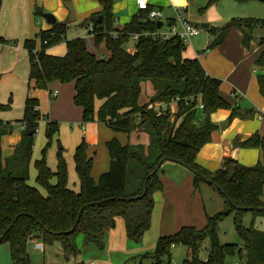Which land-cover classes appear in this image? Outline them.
Segmentation results:
<instances>
[{"label": "trees", "instance_id": "trees-1", "mask_svg": "<svg viewBox=\"0 0 264 264\" xmlns=\"http://www.w3.org/2000/svg\"><path fill=\"white\" fill-rule=\"evenodd\" d=\"M97 1L103 6L104 23L101 27L98 23L94 26L95 44L98 46L105 40L109 58L98 59L88 51L82 38L67 41L68 27L56 23L50 31L40 33L41 46L36 55V42L25 43L30 57L29 82L33 85H29V90L47 91L54 83L73 84L74 104L82 109L84 124L97 121L125 135L142 129L149 136L150 145L146 151L142 145H122L117 139L107 142L110 166L96 182L91 176L93 158L87 155L89 145L82 141L74 154L79 194L68 187L67 164L60 148L55 174L44 158L35 163L37 181L47 189V195L42 196L28 185L35 134L42 119L39 101L28 97L20 121L24 130L13 155L4 159L0 145V244L8 245L13 264H31L28 243L32 238L47 245L60 242L64 259L70 261L80 254L76 245L78 236H82L83 245L94 244L104 249L106 232L115 227V220L119 218L125 222L127 238L135 244L141 243L150 229L155 206L153 196L163 191L161 168L157 172L155 169L165 160L191 171L195 191L207 183L231 204L226 200L224 211L207 217L203 230L186 226L160 237L154 252L143 258L153 259L154 264H170L172 249L183 246L190 251V257L182 264H225L236 253L239 264H264V232L245 228L241 220L249 212L253 220H264V210H259L264 209V137L255 134L244 142H235V146L262 151V159L254 167H242L232 160H226L223 168L215 173L200 167L197 156L211 142L216 129L211 115L224 109L231 110V118L242 116L221 98V81L209 77L198 59H187L185 45L177 37L166 41L140 37L135 51L129 53L127 45L132 36L157 32V22L148 19L147 11H141L122 31H117L112 25V0ZM217 1L210 0V4ZM1 5L2 0L0 11ZM205 10L199 13L202 15ZM232 23L242 32V45L246 49L255 29H264V20ZM115 32L121 34L118 40L112 38ZM210 33L213 41L207 50L225 41L228 28L212 29ZM63 41L67 45L65 56L46 54L47 49ZM256 64H264V52ZM148 82L154 94L148 103L140 104L142 84ZM259 85L264 95V76L259 78ZM97 100L103 103L96 112ZM172 105L176 109L173 112ZM200 105H203L204 123L196 127L194 120ZM3 109H9V105L0 106ZM8 128L0 122V139L11 133ZM57 131L56 123H47L48 147ZM52 179H56L55 185L51 184ZM232 214H235L234 225L242 247L223 245L219 241L218 224ZM207 239L208 257L201 261V245Z\"/></svg>", "mask_w": 264, "mask_h": 264}, {"label": "crops", "instance_id": "crops-1", "mask_svg": "<svg viewBox=\"0 0 264 264\" xmlns=\"http://www.w3.org/2000/svg\"><path fill=\"white\" fill-rule=\"evenodd\" d=\"M191 1L192 0H150L149 8L161 12V22H163L162 31H166L170 26H176L181 30L177 21L178 10H181L186 19L200 28L201 24L209 25L208 29L201 28V31L204 30L207 32V38L198 42L197 40L201 33L197 37L192 38L190 42L185 45L186 51L184 56L187 59H198L209 77L221 81V98L242 115L240 117L231 118V110L224 109H220L211 115V121L216 129L212 132L211 142L200 150L196 162L200 167L206 169L210 173L221 170L226 160H232L242 167H254L261 161L263 155L262 151L259 149L241 148L235 146V142H244L255 134L264 137V117H258L261 112H264V95L259 85V78L264 76V64H256L260 53L264 52V41H262L264 29H255L253 40L249 48L246 49L242 45L243 34L235 25L236 23H232L233 21H231L226 26H222L225 20L229 21V17L217 15V19L213 20L211 17L201 16L200 21H194L188 18V10ZM36 9L42 10L43 13L53 15L56 23L68 27L66 35L67 41L76 38H82L85 42L92 41L94 49L92 50L86 44L88 51L98 59L106 60L109 58L110 53L106 49L105 40L97 46L95 44L94 34V26L98 23L101 27L104 23L103 6L97 0H2L0 11V95L3 93L5 102L7 97L11 96L8 104L10 105L11 102L14 104L15 96L14 90L12 89L18 86L19 103L17 104L15 102V105L17 104L19 109L23 104L22 99L25 100L24 103H26L28 97L39 101L38 110L42 116L39 126L41 122H53L58 126V131L54 135L50 146H53L52 144L56 141L55 137H61L63 132H65L68 137H72V141L67 145L64 141L59 139L58 143L61 149L64 150L65 148L69 154L73 151L74 144H78L79 146L82 141L88 144L89 149L87 155L88 158H93L94 162L91 176L97 182L99 178L95 179V177L98 173L94 172L95 159L97 158V151H95L96 145L103 142L104 148L106 149L107 142L112 139H117L122 145H144L146 147L149 145L150 139L148 135L143 133L142 129H138L131 135H125L113 132L105 124L97 121L84 124L82 121L83 111L74 104L75 90L73 84L62 85L54 83L50 85L47 91L29 90V85H32L29 82L30 57L28 50L25 48V43L26 41H34L36 42V49H39L41 46L39 38L40 33L50 31L54 26L49 24L46 19L35 16ZM165 11L170 14H166ZM140 12L141 11L137 9L135 0H117V2H113V28L117 31H122L125 26L132 21L133 17L138 16ZM224 28H228V35L225 41L219 47L207 50L213 41V37L212 41L210 40V30ZM198 45L201 47H198ZM135 46L136 41L131 38L127 45V51L133 53L135 51ZM199 48H204L205 50L200 51ZM66 53V41L54 45L46 51V54L55 57H63ZM9 81L13 84L10 88ZM234 92L238 94V98L236 99L231 97ZM54 93H56L55 97L53 96ZM0 102H2V99H0ZM102 103L101 101L100 104L102 105ZM174 106L175 105L171 106L172 112ZM95 109L98 110L99 108L97 109L95 105ZM21 120L17 121L19 124L16 128L13 122L4 123L0 119L3 126H7L9 127L8 129H11L9 135L0 139L4 159L13 155L15 147L21 141L23 131L21 130L23 126L20 123ZM203 123V115L199 109L194 120V125L196 127H201ZM105 151H107V149ZM106 155V158L103 156L100 166L102 172H107L110 166L108 152H106ZM63 158H65L67 173L70 176L75 173L74 159L72 160L70 157L69 159H66V157ZM37 161L40 160L37 159ZM37 161H35V163ZM33 164L34 159L32 155L29 166V176ZM47 165L53 174L57 172L54 163H47ZM160 170L162 171L160 180L163 185V191L156 192L153 196L155 206L151 217L152 226L146 233H150L153 228V223L154 226H157L156 223H158L159 219L157 215L159 208L164 204L163 201H165V197L167 201H169V198H175L176 201L180 202L181 194L186 192L192 194L194 191V177L185 167L167 161L161 166ZM165 170H171L175 175L166 178ZM55 181L56 179H52L51 184H55ZM75 193L78 194L76 191ZM41 195L45 196L43 194ZM194 225L197 226L196 224ZM186 226L187 225H180L179 228L181 229ZM191 227L194 226L192 225ZM114 229H116V224L112 230L106 232L105 240L107 241V252L102 255L98 254V264H126V262L133 258L144 257L145 254L153 253L158 239L164 237L158 234L151 237L146 236L140 248H137V246H133L136 245L135 243L129 244L127 242V240H130L127 238L126 229L125 233L122 234L124 229L123 224H120L119 228L121 229V233ZM173 229H175V227H173ZM167 232H169L168 234L170 235L174 234L170 231ZM168 234L165 236H169ZM32 239L33 240H30L28 243L30 261V255L33 254L36 259V253H34V251L37 252V250H39L35 248V245L41 244L43 249L40 252L44 254L42 264L65 263L54 258L55 254H51L52 251L50 250L54 249L53 247H55L57 242L53 245H47L43 244L37 238ZM114 244V250L117 248L119 254L112 260L111 246ZM118 245L120 248L117 247ZM46 250L48 253L45 252ZM60 250L61 251L57 252L56 255L64 259L62 244ZM207 257L208 255L203 261H206ZM63 261L66 260L64 259ZM91 264H95V262Z\"/></svg>", "mask_w": 264, "mask_h": 264}, {"label": "rangeland", "instance_id": "rangeland-1", "mask_svg": "<svg viewBox=\"0 0 264 264\" xmlns=\"http://www.w3.org/2000/svg\"><path fill=\"white\" fill-rule=\"evenodd\" d=\"M204 8H206V10L204 11V14L201 15L199 12ZM165 13L170 14V13H167V11H165ZM217 15L221 17H224V16L229 17V21L225 20L222 26H226L231 21L247 20V19L264 20V2L250 1L248 3H238L234 0H219L215 3L210 4V0H192L190 3V8L188 10V18L193 19L194 21H197V20L200 21L201 16L211 17V19L215 20L218 17ZM209 35L211 37L210 40L212 41V35L211 34ZM207 36H208L207 32L202 30L201 35L197 41L200 42L201 40L206 39ZM86 44L92 50L94 49V45L92 44V41H87ZM198 47H201V46L198 45ZM199 49L200 51L205 50L204 48H199ZM12 85L13 84L9 81V88ZM142 87H143V93L140 98V104H146L149 102V99L153 96L154 90H153L152 84L149 82L143 83ZM0 88H1V85H0ZM12 90H14L15 102L18 104L19 103V94H18L19 87L17 86V88H14ZM0 99H2V102H0L2 104L0 105L7 106L9 105L8 102L11 99V96H8L5 102L4 95L2 93L0 95ZM22 101H23V104L20 109L17 106V104L15 105V102L14 104L13 102H11V104L9 105V109L0 110V119L4 123H8L10 121L13 122L14 126L17 128L19 124L17 121L21 120L23 116V110L25 109V103H24L25 100L22 99ZM100 102H101L100 100L96 101L97 109L101 107ZM98 110H96V112ZM175 110L176 109L174 106L173 111ZM46 130H47V123L41 122L39 128L37 129V133L35 134L33 153H32L34 164L32 167V171L30 172L29 181H28V185L30 187L38 189V191L45 196L47 195V189L37 181V170L34 166L35 161H37V159L42 160L44 158L48 164L54 163L55 167L57 168L58 167L57 155L60 152L59 150L61 148L59 146L58 140L60 139L61 141H64L67 145L70 144V142L72 141V137H68L66 133L63 132L61 137L60 136L55 137L56 141H54V143L52 144L53 146L48 147L50 143V139L47 136ZM149 145H147L146 147L143 145L146 151ZM77 146L78 144L77 145L74 144V149L71 152V154H69V152L64 148L62 152L63 157H66V159H69L70 157L73 160L74 159L73 154H75L74 151H76ZM105 150L106 149L104 148L103 142L96 145L95 151H97L96 152L97 158L95 159L94 172L98 174L95 177V179H98L102 174L106 173V172H102L101 167H100L103 156L105 158L107 156L106 155L107 151ZM161 175H162V171H160V176ZM173 175L175 174L173 171L171 172V170L165 172L166 178H170ZM68 183H69L70 189L73 192L76 191L78 194L80 193V182H79L76 171L72 175L70 176L68 175ZM55 184H56V181H55ZM180 199H181L180 202L176 201L175 198L173 199L169 198V201H167L165 197V201H163L164 204L162 207L159 208V212L157 215V217L159 218L158 223H156L157 226L156 225L154 226V223H153L152 230L150 231V233L148 232L144 235L143 240L146 236L151 237L155 234L165 236L169 233L167 231H170L171 233H176L179 231L180 225H183V226L193 225L198 230H203L206 227V218L214 216L224 211L226 207L225 198L216 189H213L207 183H202L200 185V190L197 192L194 190L192 194H188L187 192L184 194H181ZM234 218H235V214H232L226 219L219 222L218 224L219 241L223 245L234 244V245H237L238 247H242V241L238 237V234L235 229ZM155 220H156V217H155ZM241 220L245 228L253 227L254 229L258 231L264 232V220L260 218L253 220L252 213L249 212V213L243 214ZM115 224H116V229L114 230H118L117 232H120V233H121V229H119L120 224H123L124 229H123L122 234H124L125 233L124 220L116 219ZM194 224H196L197 226H195ZM151 226L152 225H150V228ZM173 227H175V229H173ZM109 230H112V229H109ZM143 240L141 241V243L143 242ZM127 242L129 244L133 243L128 240ZM106 243L107 241L105 240L104 249H100L94 244L83 245L82 236L80 235L76 239V245L80 250V254L77 256V258H73L67 262L63 261L64 259L62 257H59L56 255L57 252L61 251L60 250L61 243L57 242L55 244V247H53L54 249L50 251H52L51 252L52 255L55 254L54 258H57L59 261L65 262L63 264H91L93 262H95V264H98V261H99L98 254L102 255L105 252H107ZM141 243L133 245V246H137V248H140ZM115 244L111 246L112 260H114V257L118 256L119 254V251L117 248L114 250ZM117 247L120 248L119 245ZM209 249H210V243H209V240L207 239L201 245V251L199 254V258L201 261H203L204 258L208 255ZM40 251L41 250H37V252L34 251V253H36V259L33 254L30 255L32 264H42L44 254L43 252H40ZM45 252L48 253L47 250ZM189 257H190V251L188 250V248L183 247V246H176L172 249L170 264H182L183 261ZM239 260L240 259L236 253L234 256L227 258L225 260V264H239L240 262ZM0 264H13L8 245L6 244H0ZM126 264H154V261L151 258L139 257V258H133L132 260L126 262Z\"/></svg>", "mask_w": 264, "mask_h": 264}, {"label": "built area", "instance_id": "built-area-1", "mask_svg": "<svg viewBox=\"0 0 264 264\" xmlns=\"http://www.w3.org/2000/svg\"><path fill=\"white\" fill-rule=\"evenodd\" d=\"M136 2V6L137 9L139 11H147L148 12V19L154 22H159L162 20V14L161 12L157 11V10H151L149 8L150 5V0H135ZM178 13V24L179 27L181 28V30H179L176 26H170L166 31H162V27L160 29H158L157 32L154 33H144L142 35H133L132 39L134 41L137 42L138 38L140 37H151L154 40H162V41H166L170 38L173 37H177L179 38L182 43L184 45L188 44L190 42V40L194 37H197L200 33H201V28L199 26H196L195 24H193L191 21H189L188 19H186L183 16V12L181 10L177 11ZM90 27V26H88ZM52 37L54 36L53 34L51 35ZM121 34L118 32H115L112 34V38L114 40H118L120 38ZM44 44H47V42H44ZM38 52V49H36L34 51V54L36 55ZM53 96H56V93L53 94ZM232 98H238V94L236 92L232 93L231 95ZM199 109L202 110L203 109V105L199 106ZM259 118L264 117V112H261L258 115ZM21 130H24V126L21 127ZM33 240V239H30ZM29 240V241H30ZM36 249L42 250L43 247L41 244H36L35 245Z\"/></svg>", "mask_w": 264, "mask_h": 264}, {"label": "water", "instance_id": "water-1", "mask_svg": "<svg viewBox=\"0 0 264 264\" xmlns=\"http://www.w3.org/2000/svg\"><path fill=\"white\" fill-rule=\"evenodd\" d=\"M113 2H117V0H113ZM35 16L46 19V20L48 21V23L51 24V25H55V24H56V20H55V18L53 17V15H51V14H47V13H43L42 10H40V9H36V11H35ZM162 26H163V22H161V21L157 22V28H158V29H160ZM201 28H202V29H208V28H209V25H208V24H201ZM33 134H34V133L31 132V133H30V136H33ZM164 162H165V160H162V161L158 164V166H157L156 169H155V172H157V171L161 168V166L164 164ZM209 182H210V181H209ZM146 184H147V181H146L145 185H146ZM226 200L228 201L229 204H231V202H230L228 199H226ZM253 210H254V209H251L250 211H253ZM259 210H260V211H263L264 209H259Z\"/></svg>", "mask_w": 264, "mask_h": 264}]
</instances>
